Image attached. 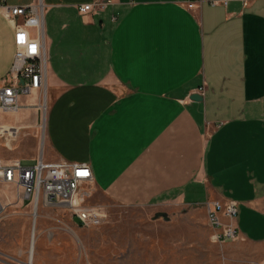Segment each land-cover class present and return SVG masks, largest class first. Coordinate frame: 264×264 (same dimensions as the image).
<instances>
[{"label": "crops", "instance_id": "1", "mask_svg": "<svg viewBox=\"0 0 264 264\" xmlns=\"http://www.w3.org/2000/svg\"><path fill=\"white\" fill-rule=\"evenodd\" d=\"M0 1L42 5L47 55L46 115L37 91L0 113L20 129L0 141L28 138L31 163H3H86L122 206L233 201L238 238L264 243V0H110L85 16L96 0ZM20 22L0 6V85Z\"/></svg>", "mask_w": 264, "mask_h": 264}, {"label": "rangeland", "instance_id": "2", "mask_svg": "<svg viewBox=\"0 0 264 264\" xmlns=\"http://www.w3.org/2000/svg\"><path fill=\"white\" fill-rule=\"evenodd\" d=\"M40 111L46 115V109ZM39 134L44 132L39 129ZM30 148L28 138L10 150L0 141V158L18 157L29 164ZM0 201V264H28L33 227L31 264L264 263V243L239 238L214 242L205 208L199 205L171 200L161 206H122L93 191L85 204L103 207L106 218L83 228L61 206L38 209L35 218L14 186L0 185Z\"/></svg>", "mask_w": 264, "mask_h": 264}, {"label": "built area", "instance_id": "3", "mask_svg": "<svg viewBox=\"0 0 264 264\" xmlns=\"http://www.w3.org/2000/svg\"><path fill=\"white\" fill-rule=\"evenodd\" d=\"M228 0H220L226 3ZM110 0H96L78 7L81 16L102 10ZM213 1L212 4H215ZM4 17L17 23L13 36L14 55L7 81L0 85V113L14 114L19 110V96L34 91L43 95L46 89L47 55L43 38L44 10L42 5L3 6ZM35 30V35L29 33ZM203 90L201 88L200 92ZM42 98V97H41ZM42 108L41 105H39ZM19 128L0 126V139L14 141ZM43 135H41L42 137ZM6 148H8L5 145ZM0 185L14 186L21 191L22 199L31 202L32 208L61 206L81 227L100 225L106 218L102 207L86 205L92 196L95 184L92 172L86 163L57 161L45 163L41 160L32 166L18 161L3 163L0 159ZM4 206L0 201V214ZM207 220L213 230L214 242H227L238 238V228L232 223L237 218V203L211 202L206 205ZM222 218L227 220L224 223ZM264 264V263H263Z\"/></svg>", "mask_w": 264, "mask_h": 264}, {"label": "bare ground", "instance_id": "4", "mask_svg": "<svg viewBox=\"0 0 264 264\" xmlns=\"http://www.w3.org/2000/svg\"><path fill=\"white\" fill-rule=\"evenodd\" d=\"M44 92H43V94H44ZM33 214H34V217L36 218V210L33 211ZM34 235H35V227H33V232H32V239H31L30 249H29V260H28V264H31V262H32V255H33V250H34Z\"/></svg>", "mask_w": 264, "mask_h": 264}, {"label": "water", "instance_id": "5", "mask_svg": "<svg viewBox=\"0 0 264 264\" xmlns=\"http://www.w3.org/2000/svg\"><path fill=\"white\" fill-rule=\"evenodd\" d=\"M192 99L195 100V101H200L202 98H201V96H199V95H197V94H194V95L192 96Z\"/></svg>", "mask_w": 264, "mask_h": 264}]
</instances>
